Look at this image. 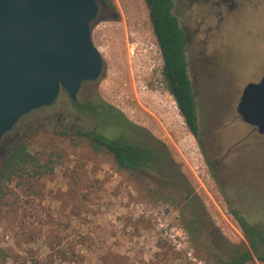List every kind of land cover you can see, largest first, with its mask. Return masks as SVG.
I'll use <instances>...</instances> for the list:
<instances>
[{
  "label": "rangeland",
  "instance_id": "1",
  "mask_svg": "<svg viewBox=\"0 0 264 264\" xmlns=\"http://www.w3.org/2000/svg\"><path fill=\"white\" fill-rule=\"evenodd\" d=\"M108 2L112 10L91 27L103 70L78 96L114 106L135 127L104 105H75L61 90L4 134L0 162L12 145L28 142L53 169L0 205V264H218L248 245L231 207L264 234V180L234 166L250 154L241 158L249 141L236 106L244 86L264 73V0L241 9L230 0H173L187 34L198 138L166 89L144 0ZM79 130L163 145L204 205L206 218L197 212L206 232L190 238L181 213L190 208L175 188L163 190L165 178L120 169ZM63 252L66 261L57 256Z\"/></svg>",
  "mask_w": 264,
  "mask_h": 264
},
{
  "label": "water",
  "instance_id": "2",
  "mask_svg": "<svg viewBox=\"0 0 264 264\" xmlns=\"http://www.w3.org/2000/svg\"><path fill=\"white\" fill-rule=\"evenodd\" d=\"M97 12L96 0H0V139L61 90L76 101L82 82L100 76ZM236 112L264 135V74L244 86Z\"/></svg>",
  "mask_w": 264,
  "mask_h": 264
},
{
  "label": "trees",
  "instance_id": "3",
  "mask_svg": "<svg viewBox=\"0 0 264 264\" xmlns=\"http://www.w3.org/2000/svg\"><path fill=\"white\" fill-rule=\"evenodd\" d=\"M144 3L148 10L152 33L160 50L161 74L166 89L173 97L186 127L193 136L198 138L200 135L198 116L186 58V31L173 13V0H144ZM104 106L113 115L120 116L119 119L124 121L125 126H134L114 106L109 104H104ZM78 133L90 137V144L94 150L109 153L117 166L129 174L138 177L145 173L149 174L150 178L151 176H162L165 178L163 182L167 184L166 187H162L163 190L173 187L177 193L184 195L185 199L186 196L194 193L189 200L193 198L200 200L198 195L191 190L180 169L174 167L175 164L167 150L163 145L155 143L154 139V142L149 144L143 138H109L96 131L79 130ZM52 162L51 158L42 160L39 152L28 142L13 145L0 162V205L15 193L16 188L21 189L32 180L51 172ZM179 178L182 179L184 185L179 183ZM167 200H169L168 197ZM186 205L190 208L188 201ZM201 210L206 218L205 210L203 208ZM181 213L185 230L191 239L206 232L203 224L200 223L197 208L182 209ZM231 213L248 240V245L243 246L230 258L219 260L218 264H255L256 260L264 264V234L258 226L251 228L237 210L232 209ZM66 255L67 253L63 252L57 256L66 261Z\"/></svg>",
  "mask_w": 264,
  "mask_h": 264
},
{
  "label": "crops",
  "instance_id": "4",
  "mask_svg": "<svg viewBox=\"0 0 264 264\" xmlns=\"http://www.w3.org/2000/svg\"><path fill=\"white\" fill-rule=\"evenodd\" d=\"M264 74V73H263ZM242 129L244 131V138L245 140L249 143L245 144L246 146H241L240 147V154L241 158L243 155H245V152H249L250 154H246V159H240L239 162L235 161L234 166H240L242 170H244V176L245 175H251L254 179H262L264 180V146L259 149V146L257 145L258 143V136L256 133L252 132L248 126L242 125ZM253 136V137H251ZM251 140V141H250ZM262 144L264 143V136L262 137L261 140Z\"/></svg>",
  "mask_w": 264,
  "mask_h": 264
},
{
  "label": "flooded vegetation",
  "instance_id": "5",
  "mask_svg": "<svg viewBox=\"0 0 264 264\" xmlns=\"http://www.w3.org/2000/svg\"><path fill=\"white\" fill-rule=\"evenodd\" d=\"M230 1H232V3H234V5H235V7L236 8H239V9H241L242 8V6L243 5H245V4H247V2H248V0H230ZM263 1V0H262ZM96 2H97V5H98V12H97V15H96V17L98 16V14L101 12V11H103L104 13H107V12H109V11H111L112 10V8L110 7V5H109V2H108V0H96ZM239 4H240V6H239ZM81 88V87H80ZM79 91H80V89H79ZM79 91H78V93H79ZM67 94V93H66ZM67 96H68V94H67ZM194 96H195V94H194ZM69 97V96H68ZM70 98V97H69ZM71 100V99H70ZM75 105H78V104H88V105H90L93 109H95V107L99 104V105H104V103L103 102H99V103H97V104H95V105H93V104H89V103H87V102H83L80 98H79V96H78V94H77V100L76 101H73V100H71ZM73 104V105H74ZM197 111V110H196ZM117 117L118 118H120V116H118L117 115ZM237 119L240 121L239 123L240 124H242V123H244L245 125L244 126H248V128H250L251 129V131L252 132H254V133H256V135L258 136V138H257V140H258V143H257V145L259 146V149H261V147H262V142H261V140H262V137L264 136L263 134H261V133H259L257 130H256V128H254L253 126H251V125H249V124H247V123H245V122H243L242 120H241V118H240V116L237 114ZM123 123H124V121H122ZM242 122V123H241ZM243 125V124H242ZM126 127H131V126H128V125H126ZM135 127V126H134ZM137 129H139V128H137ZM78 132V131H77ZM97 132V131H96ZM4 136V135H3ZM2 136V137H3ZM2 139V138H1ZM1 139H0V141H1ZM17 144V143H16ZM15 145V144H14ZM13 146V145H12ZM11 146V147H12ZM10 147V148H11ZM10 150V149H9ZM9 150H8V152H9ZM229 151H230V149H229ZM229 151L227 152V151H225L224 153H223V156H226L228 153H229ZM8 152H6V154L8 153ZM6 154H4L3 156H2V159L4 158V156L6 155ZM209 166H210V168H211V171L213 170V175H214V171H215V169H214V164H212L211 162H209ZM217 165V166H216ZM216 168H218V166L220 165V163H219V161H217L216 162ZM242 170V169H241ZM243 172H244V170H243ZM179 180V183L181 184V185H184V182L182 181V179H178ZM240 186H241V184H240ZM240 186H239V188H240ZM194 194V193H193ZM193 194H190V196H192ZM190 196L188 195V196H186V202L188 201L189 202V204H190V208L192 209V208H203L204 210H205V208H204V205H203V203H202V201L201 200H197V199H195V198H193V199H191V201L189 200L190 199ZM232 209H235V208H232L231 207V209H230V211L232 210ZM236 210V209H235ZM205 212H206V210H205ZM202 213V215H203V211L201 212ZM239 213V212H238ZM232 214V213H231ZM240 214V213H239ZM207 215V214H206ZM233 215V214H232ZM241 215V214H240ZM234 216V215H233ZM242 216V215H241ZM243 217V216H242ZM235 218V217H234ZM244 218V217H243ZM236 220V219H235ZM244 220L248 223V221L244 218ZM210 223H211V221H210ZM249 224V223H248ZM250 225V224H249ZM203 229H204V226H203Z\"/></svg>",
  "mask_w": 264,
  "mask_h": 264
}]
</instances>
